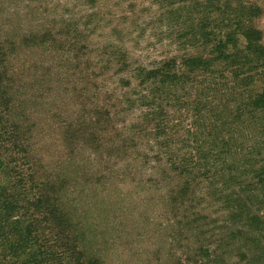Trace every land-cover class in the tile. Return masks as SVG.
<instances>
[{"label": "rangeland", "instance_id": "1", "mask_svg": "<svg viewBox=\"0 0 264 264\" xmlns=\"http://www.w3.org/2000/svg\"><path fill=\"white\" fill-rule=\"evenodd\" d=\"M206 1L0 0V39L14 43L8 46L13 52H8L19 87L15 86L18 105L34 130L28 135L32 143L20 148L31 147L33 160L41 161L44 173L30 181L27 154L18 147L1 146L2 203L14 210L1 209L0 219L7 215L20 219L24 230L33 236L48 234L50 241L56 230L51 233L43 212L49 207L47 200L52 204L59 197L66 221L73 226L70 235L79 236L76 245L82 256L74 257L71 247L65 248L64 259L56 264H264V239L260 245L233 241L231 230L239 227L223 225L232 200L243 193L244 182L264 195L263 185L254 184L255 173L234 176L243 169L239 167L245 161L242 151L263 148L264 153L262 129H251V124L248 132L234 135L228 145L220 133L221 145L216 148L209 133L202 137L186 124L155 139L148 131L155 124L176 125L178 112L170 108L137 138H132L134 130L131 135L124 130L132 123L144 124L150 106L123 104L141 84L116 62L124 53L131 65L148 69L192 55L195 49L187 39L192 38L191 26L200 15L190 13L188 7L190 2ZM239 1L260 9L262 14L254 21L264 41V0ZM96 105L108 108L118 132L102 136L96 130ZM203 115L205 126L209 121ZM109 117L103 115L102 120ZM119 132L128 138L127 150L113 145V141L119 144ZM181 157L193 163L186 175L172 170V164L182 167ZM249 165L261 169L264 160L257 158ZM250 191L243 193L248 197L245 207L255 210ZM260 212L264 221V208ZM59 252L52 249L56 255Z\"/></svg>", "mask_w": 264, "mask_h": 264}, {"label": "trees", "instance_id": "2", "mask_svg": "<svg viewBox=\"0 0 264 264\" xmlns=\"http://www.w3.org/2000/svg\"><path fill=\"white\" fill-rule=\"evenodd\" d=\"M162 1L169 2L170 0ZM181 1L180 4L187 2V0ZM197 4L190 2L188 7L190 13L198 11L197 14L200 15L194 19L191 26L192 38L187 39L190 47L195 49L192 55L181 61L169 59L148 69L143 65L134 67L127 61L128 57L124 53H121L122 57L116 62L117 66L128 70L132 77L137 78L141 84L138 91L129 93L130 98L126 97L123 104L129 106L137 104L136 108L139 103L141 106H150L148 112L143 115L144 124L132 125V123L129 125L130 129L127 126L124 128L125 133L129 135L132 134L131 130H134L132 138H137L141 130L146 131L155 122V117L159 113H165L164 109L170 108L178 112L176 125L167 128L163 121L159 125L155 124L154 128L148 129L155 139L159 137V133L179 129L183 124L194 128L202 137L207 138L209 133L210 139L214 140L211 146L215 148L221 145L218 139L220 133L227 137V145L234 135L248 132L251 124V129L258 127L264 133V41L263 33L254 21L260 9L254 4H243V1L239 0H207ZM200 5L205 9H200ZM187 19L183 18L184 21ZM9 45L14 46V43L5 42L4 38L0 39V150L1 146L6 144L12 148L18 147V149L23 144L29 146L28 142L32 143L29 136H32L34 131L33 125L28 124L29 118L25 121L23 112L20 113L19 93L15 86L19 87L14 77L15 73L11 71L13 56L9 53L13 52V49H9ZM41 47L42 45L39 46ZM255 86H257L256 89ZM132 98H135L137 102ZM216 104L220 108L215 107ZM205 105H207L206 108H204ZM231 105H234L233 109ZM103 106L96 105V130L102 136L118 132L113 124L114 120L109 117L111 115L108 114V108ZM191 107L195 108L192 112ZM204 112L208 116L205 120L209 121L205 126L204 119H202ZM103 115H107L109 120L103 121ZM194 120L198 123L197 126ZM110 124H113L112 127ZM116 137L119 144L113 141L114 147L127 150L128 138H123L120 132ZM164 138L168 140L170 136L166 135ZM225 144L224 141L223 145ZM98 145L102 147L103 141L99 140ZM251 149L242 151L245 161L239 167L243 169L234 176L240 174L245 177L255 173L254 179H257V182L254 184L261 183L260 185L264 187V167L253 170L249 165L257 158L260 161L264 160V155H260L264 154L262 153L263 148L256 152L255 148ZM20 151L27 154L25 159L26 165H29V180L31 181V178L35 176H43L42 166L38 164L41 161L33 160L35 156L31 147L30 149L20 148ZM203 154L204 152H201L198 156L201 157ZM213 155L212 158L215 159V152ZM179 161L182 167L172 164L174 168L172 170L176 174L186 175L189 171L191 172V164H193L191 158L181 157ZM19 172L21 171L17 170L16 174L21 175ZM234 176H232L233 179H235ZM244 183L246 184L243 185L242 192L251 190L250 194L253 195L251 204L254 203L256 209L245 207L248 197L242 193L232 200V206L228 208V219L223 221V225L231 223L239 227L231 230L230 236L233 241L260 245L262 243L260 240L264 239V221L260 216V210L264 208V195L260 197L257 193L259 189H249L251 184L247 181ZM54 186L60 192L58 184ZM2 190L4 189H0V210L3 208L8 211L14 210V206L2 203L4 194ZM60 200L59 197L54 198L52 204L47 200L46 204L49 207L43 212L46 213L45 218L50 223L49 230L52 234L56 232V236L53 235L50 241L48 234L44 236L35 232L33 236L34 233L24 230L25 226L22 227L23 222L20 219L15 220L10 215L0 219V264H43L44 260L45 264H48L50 260L56 264L64 259V249L70 247L74 257L75 255L79 258L82 256L76 245L79 236L77 237L75 233L70 235L73 226L66 221L67 213L63 203L58 202ZM19 224L23 229L19 228ZM53 248L60 250L58 255L52 253Z\"/></svg>", "mask_w": 264, "mask_h": 264}]
</instances>
